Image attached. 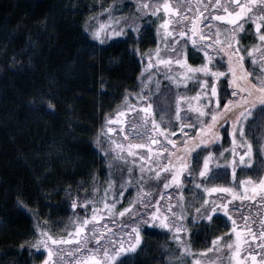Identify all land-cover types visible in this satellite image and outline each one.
Returning a JSON list of instances; mask_svg holds the SVG:
<instances>
[{
	"label": "trees",
	"instance_id": "16d2710c",
	"mask_svg": "<svg viewBox=\"0 0 264 264\" xmlns=\"http://www.w3.org/2000/svg\"><path fill=\"white\" fill-rule=\"evenodd\" d=\"M111 2L0 0V264H39L46 250L41 248L42 254L38 255L34 249H20V245L27 247L35 242L39 229H45L56 239L66 238L73 233V238L67 240L69 243L53 246L49 242V246L63 253L59 261L61 264H65V260L69 261L67 264H75V226L85 216H91L93 209L97 210L98 216H104L103 220L91 222L97 225V231H102L107 225L112 232L119 234L118 229L122 226L131 227L136 222L134 215H118L127 206L130 196L137 197V206L139 199L143 198L138 197L140 190L134 185H126L123 199L115 204L114 218L106 215L96 204V199L105 196L102 191L105 181L115 179L119 174L118 169L126 167L116 161L109 168L113 157L105 159L102 153L110 148L108 137L113 135L105 136L101 130L106 121L121 109L125 92L136 93L140 90L143 59L132 49L138 48L139 53L144 54L155 48L156 38L152 27H147L138 40L132 34V37L111 38L101 44L90 36L86 37L82 32V21L87 15L99 12V5L107 7ZM45 16L50 18L51 26L48 29L42 28L40 23ZM31 41H37L35 48L29 47ZM255 43L249 35L245 46ZM27 52H34L31 62H28ZM13 54L23 63L10 64ZM202 59L201 52L189 51V62L193 66L199 65ZM164 82L154 94L153 89L147 94L152 96L150 101L156 113L155 119L164 111V105H171L175 98L169 88L171 85L166 80ZM197 90L199 87L194 84L187 88V97L194 96ZM164 91L168 93V100L163 104V100L157 96ZM231 91L230 88L229 98ZM49 92L56 105L55 110L44 112L30 106L31 97ZM179 92L186 96L183 90ZM190 119L192 124L193 117L190 116ZM208 119L206 117L205 122ZM229 125L219 127L218 131L224 132ZM257 130L262 134L264 126ZM261 161L263 168L258 172L259 177L264 175V159ZM92 173L95 174V181L90 175ZM230 178L231 175L225 181L229 182ZM183 182L188 185L194 183L187 178V173L183 174L185 198L186 186ZM93 183L101 191L92 192ZM145 184L152 196L163 193L160 201L163 212L164 202L169 201L163 184L155 182V178L146 180ZM81 185L83 190L77 191ZM174 190L178 197L179 190L175 186ZM114 191L115 188L108 194L113 196ZM196 191L200 192L198 189ZM252 195L250 192L247 199L237 202L239 204L236 209L233 208V212L240 216H232L231 221L234 220L242 230L247 227L256 233L263 216L264 193H255V200L250 198ZM18 197L23 205L17 203ZM85 199L89 202L87 208L83 207ZM73 200L78 204L76 208L71 207ZM108 203H113L112 198ZM184 204L186 216L189 205L188 202ZM241 209L243 212H240ZM241 215L244 221H241ZM227 217L226 214L215 215L210 223H200L199 220L192 223L186 219L183 223L190 230L188 241L191 246L203 250L213 244L216 236L230 237L228 233L232 222ZM91 223L88 237L92 235ZM172 232L156 228L145 231L141 225L142 243L136 252L128 254L127 264H165L167 249L175 247L174 230ZM80 235L83 237L84 234ZM179 235L184 237L188 234ZM93 244L94 240L85 239L87 247L91 248Z\"/></svg>",
	"mask_w": 264,
	"mask_h": 264
},
{
	"label": "snow or ice",
	"instance_id": "6c2138e0",
	"mask_svg": "<svg viewBox=\"0 0 264 264\" xmlns=\"http://www.w3.org/2000/svg\"><path fill=\"white\" fill-rule=\"evenodd\" d=\"M257 4L260 6L258 11L254 8ZM69 7L71 6L69 5ZM98 7L100 8L99 12L94 15H87L82 21V32L86 37L90 36L92 39L104 44L111 38H127L125 29L135 31L129 25L128 19L123 15L119 18L114 16V4H109L107 7L99 5ZM137 8L152 16L161 11L160 4L152 5L148 0H141L137 4ZM162 8L165 14H174L173 19H169L167 15L158 17L160 20L158 30L162 29L163 36L165 38L170 37L173 45L170 52L165 53L166 58H160L161 50L159 44L146 56L140 54L138 48H133L132 51L141 55L142 59L147 60L148 69L153 68V56L156 57V63L164 66L168 71H171L172 65L178 66L180 70L173 76H170L169 79L177 86H187L190 79H195L199 90L195 92L194 96L186 97L181 95L176 98L174 113L176 121L180 122L176 129V131L181 133L179 144H177L176 139L169 138L170 136H175V133H170L168 128L161 127L157 123L149 96H145L142 93L133 94L125 92L123 98L124 110L118 111L116 115L123 117L126 112L135 113L140 118L141 125L145 129L150 128L151 133L160 136L164 143L149 136V140L146 143L126 144L127 152H125V145L115 143L111 140V137H108L110 144L114 143V148L104 149L102 155L105 159L109 156L113 157V161L108 165L109 168L113 167L116 161L122 162L126 167L118 169L119 174L115 179L109 178L105 181V187L102 189L105 197L109 191H113L115 188L112 196L113 203L109 205L107 202H103L105 214H109V210L115 208V204L120 199H123L126 185H134L140 190L137 194L138 197L143 198L139 199L138 206L136 200H130L127 206L119 211L118 215L121 217L125 213L136 217V222L131 227L122 226L118 229L119 234L112 232L107 225L103 227L102 231H97V225L91 222L103 220L104 216H98L96 209H93L91 216H85L75 226V232L77 233V243L73 253L75 264H127L129 259L128 254L136 252L138 246L142 243L141 225H143L145 231L156 226L174 230L173 239L180 242V251L187 253L189 251L187 241L182 242L181 235L179 234H190V230L184 226L183 222L188 219L192 223H196L197 220L200 223H210L218 212L229 213L228 203L221 201L218 204L216 200H209L205 197L198 204L194 203L188 209L190 214L186 217L184 214L185 204L183 203L181 194L177 203L180 212L178 216L177 212L173 211L171 194L169 193V201L164 205L162 212L160 201L163 199V193L158 196H152L145 181L155 178V182L162 183L163 188L168 189L172 185L181 184L183 174L187 173V178L193 179L196 189H203L206 193H230L232 198H235L237 193L232 187L208 186V183L215 176L219 175L220 171L217 167L216 171L213 172L210 165L215 163L218 166L219 160L224 159L225 164H231L232 177L235 179L238 164L244 165L247 163L251 166L253 162V140L249 139V133L253 134V139H255L254 133L256 129L264 126V78L253 76L252 73L248 72L245 69L243 61L245 55H249L252 56L253 62H255L253 54L260 49H264V0H243V2L242 0H225V2L215 0L210 5L201 2L191 5L177 4L175 6L169 0H163ZM182 8L183 11H181ZM209 8L216 11L210 12L208 17L205 18L204 11H207ZM201 9L204 11H201ZM245 17L253 22L256 33L255 39L259 42V48L253 44L243 46L242 49L238 32H244L242 21ZM49 19L48 16L43 18L40 22L42 28H50ZM213 22H227L228 25H232L233 27H224V39L221 40V28L211 27ZM19 26L18 24L17 27ZM202 26L208 27L209 31L213 32L215 39L203 33ZM136 29H138V25ZM133 38L138 40L139 36H134ZM181 38H183V43L181 44L180 55H176L174 59L176 45L181 43ZM189 40L192 45L199 43L203 52V62L197 66L188 63L186 53L184 52V46L187 45ZM36 46L37 41L30 42L29 47L35 48ZM225 50H227L226 67L213 62L214 57L222 59L225 55ZM25 51L27 50L25 49ZM33 54L34 52H27L28 62H31ZM9 63L15 66L16 63H23V61H18L16 55L13 54ZM222 67H224L223 71L220 70ZM261 67L264 68V64ZM143 72L144 70L142 69L141 75H143ZM201 77H204L202 82ZM221 77L224 78L223 90L225 95L223 97L220 95L217 85V81ZM149 80H151L150 74ZM229 88L232 89L231 98H229ZM51 95V92L34 95L30 98L29 104L38 111L51 112L56 107L50 98ZM202 97L203 106L195 108V111L199 114V123L187 125V128L193 131L195 135L188 136L187 132H185L186 126L181 121L180 104L181 102H185L191 108L192 101H200ZM131 100L137 101L136 107L132 106ZM205 114L209 118L208 122L200 119ZM221 121L223 122L222 124ZM107 123H111V121L107 120ZM228 124H230V131L228 128H225L224 131L231 137L230 160L224 157L223 152L217 155L211 151L214 142L221 139V133L218 131V128ZM131 127L135 129L137 127L136 123H133ZM101 131L107 136V134L116 132V128L107 127L106 131L104 129ZM257 143H260L261 149H264V143L260 141H257ZM237 146H240L241 149L239 153H237ZM133 149H147V152L141 155L138 151H133ZM195 149H199V151H195ZM153 154H155L156 159L153 158ZM261 159H264V156ZM162 173L164 174L163 176H161ZM194 174L200 178V182H196ZM90 175L93 181H95V174L92 173ZM239 184L244 185V191L239 197L241 200L249 192L253 193L250 197L253 200L256 199L255 193H264V176L259 177L258 180H253L249 176L244 180H240ZM79 190H83V185L77 191ZM127 190L131 191V188ZM97 191H101V189L97 188L96 184L93 183L92 192ZM69 194H71V189H69ZM17 203L23 205V201L19 197L17 198ZM77 206V202L73 200L71 207L76 208ZM88 206L89 202L85 199L83 207L87 208ZM170 216L173 220H178L180 222L179 225H174L169 220ZM90 223L92 235L88 237V226ZM125 227H128L127 232L124 231ZM231 231L236 235V243L234 246L228 243L226 247L229 249L235 248L232 252L234 264H245L247 257H251V264H264V258L258 260L257 253L253 251H248L246 257L241 258V230L237 229L234 220ZM246 231L252 241L258 240L257 235L252 232L251 228L246 227ZM80 234H84L83 237ZM86 238L94 240L91 248L85 245ZM259 238L264 240V225H262V229L259 232ZM222 239V236H216L212 241L213 245ZM49 242L55 246L61 243H69L70 241H64L63 237L56 239L45 229H39L35 242L27 247L20 245V249L28 251L31 248L36 250L38 255L42 254L40 252L41 248L46 249L47 255L39 264H59L63 253H59V249L54 251L53 247L49 246ZM257 247L264 250V244L262 243H257ZM83 253H88V255L85 256ZM172 264H181V261L173 259ZM193 264H201V262L200 260H194Z\"/></svg>",
	"mask_w": 264,
	"mask_h": 264
},
{
	"label": "rangeland",
	"instance_id": "374dc122",
	"mask_svg": "<svg viewBox=\"0 0 264 264\" xmlns=\"http://www.w3.org/2000/svg\"><path fill=\"white\" fill-rule=\"evenodd\" d=\"M182 1L185 2V0H181V3H182ZM195 1H197V3H201V2L203 3L204 2V0H195ZM140 2H141V0H112L111 4H114V6H115L113 14L116 18H119V17H121V15H123L125 18L128 19L129 25H131L132 28L135 30V31H129L128 29H125L127 38L132 37V34H133V36H139V38H141L144 30L147 27H149V28L152 27L151 31L153 32V35L155 36V38L157 37L156 43H155V48L159 44V47L161 50V57L160 58H162V59L166 58L165 53L170 52L169 50H171L173 45H171V42H168L167 38H165L164 36L161 35V33H163V30L162 29L158 30V27L160 24V20L158 19V17L163 16V15L160 14V12H159L158 15L156 14L155 16H152V15L150 16L148 13L138 10L137 4ZM148 2L151 3L152 5L160 4L161 8H162L163 0H156V1L150 0ZM222 2H225V0H222ZM259 7H260L259 4L254 6V8L257 11L259 10ZM220 14H222V13H220ZM249 24H253V22L247 18V20L244 24V32H238L239 37H241L245 34L246 26ZM137 25H138V29H136ZM212 26H213V28H221V33H223L224 28H222L223 26L220 25L218 22H213L211 27ZM202 32L206 33L207 35L212 36V37L214 35L213 32L209 31L208 27L202 26ZM118 38H121V37H115V39H118ZM122 38L125 39V37H122ZM182 43L183 42H181L179 45H177L176 54L173 56L174 59L176 58V55H180V48H181ZM188 45H189V43H187V45L184 46V52L186 53V56H187L188 50H191V48L188 47ZM198 45H199V43L197 45L192 46V47H195V48H193L194 52L198 51L199 49L201 50L200 46H198ZM155 48H153L151 50H147L143 54V56H146L149 52L153 51ZM258 48H259V44H258ZM193 50H191V51H193ZM253 55L255 56V62H253V58H252V56H250L252 58V63H253L252 66L253 67H252V69L249 70V72L252 73L253 76H260L261 78H264V75H261L260 72L257 71L258 64L259 65L264 64V49H260L259 51H257ZM153 61H154L153 68L148 69L147 68V60L143 59V68L142 69L144 70V72H143V75L140 76V81H139L141 83V87H140V90L138 92L133 93V94H141L142 93L145 96H149V99H151L152 98L151 94L147 95L149 93V90L153 89L152 94H154L155 91H157L158 86L161 85V83H163L165 80L167 81V83H169L171 85V86H169V88L172 89V93H173V95H175V98H173L174 100L171 103V105H169V104L164 105L165 106L164 111L161 112V115L159 117L156 116V121L161 127L168 128L170 133H175V136H170L169 138L170 139H176L177 144H179L180 138H181V133L176 131V129L179 126L180 122L176 121L175 113H174V109L176 107V98L178 96L182 95L179 92V90H183L184 95H186V97H187V92H186L187 88H191L193 84L196 86H198V85L195 84L196 83L195 79H190L187 86H183V85L177 86L175 83L172 82V80L169 79V77L176 74L180 69L176 68V65H172L171 71H168L164 66H160L156 63V57L155 56H153ZM187 61L189 62L188 59H187ZM202 62H203V59L201 60V63ZM190 65H192V64L190 63ZM162 72H163V74H162ZM149 74L151 75V80H149ZM200 79L202 82V77ZM249 79H251V77H249ZM253 82H255V81H253ZM157 98H161L163 100V104H164L165 101L168 100V93L166 91L161 92L157 96ZM201 99H203V97ZM130 103L134 107L137 106V101H135V100H131ZM166 103H167V101H166ZM200 103H202V101ZM198 106H200L198 101H192V107L191 108H189L185 102H181V104H180V107H181L180 116L182 118L181 121L186 126L185 132H187L188 136L195 135V133L193 131L191 132V130H189L187 128V125L191 124L190 116L193 117L192 124H198L199 123V120H198L199 114L195 111V108ZM202 106H200V107H202ZM120 108L121 109H119L118 111H123L124 105H122ZM137 110L139 111V109H137ZM154 113H155V111H154ZM205 118H206V116L200 117V119H204V120H205ZM109 120L111 121V123H107L103 129L106 131L107 127L116 128V132L110 133L108 135L109 136L111 134L113 135V137L111 136V140L113 142L125 145V148H124L125 152H127L126 144H128V143H131V144L146 143L149 140V136H152V137L156 138L158 141H160L161 143H164V141L161 139L160 136H156L155 133H151L150 128L145 129L140 123V118L137 117L136 114L133 112H126L123 117L115 114ZM133 123H136V125H137V127L135 129H133L131 127V125ZM228 129L230 131V125L228 126ZM246 131H247V129H246ZM221 133H222L221 139L219 141L214 142V148H212L211 151H213V153H215L217 155L220 152H223L224 157L227 158L228 160H230L231 156L229 155V150L232 148L231 137L225 131L221 132ZM191 134H193V135H191ZM254 135H255V139H253V134L249 133V139L253 140V157H252L253 162H252L251 166H249L247 163H245L244 165H239V164L237 165L236 174H235L237 176V179H233L232 173H231V164H225L224 159L219 160L218 166L215 163L213 165H210V167L213 169V172L216 171L217 167L220 169V171H219V175L215 176L214 179L208 183V186L211 187V186H213L212 184H216V185L226 184L227 186H225V187H232L236 190L237 196L235 198H232L230 193H219V192H217V193H206V192H204L203 189H198L200 192H197L196 188L194 187L193 184H190L191 185L190 186L187 183L183 182L184 186H186L185 198H184V188H183L182 183L179 185H174L176 187V189L179 190L178 197H176L177 192H175L173 185L171 187H169L168 189L163 190L165 195H168L169 193L171 194V201L173 202L172 204H175L173 207V211H176L177 215L179 216L180 212H179V209L177 207V203L179 201L178 198H180V195L182 194L183 203L188 202V205H189L188 209L191 208L193 203L198 204L202 198L206 197L209 200H216V202L218 204L221 201H225L228 203L229 213L218 212L217 214H223V215L226 214L228 216L227 218L230 222H233V220L231 221L232 216L237 215L235 218H238L240 216V214L235 212V211L233 212V208L236 209L237 204H239L237 202L243 201L239 197L244 191V185L239 184V181L244 180L249 176L252 177V179H254V180H258V178H259L258 172H260L261 171L260 169L263 168V162L261 161L260 157L264 156V149H261L260 143H257V141L264 143V131H262V134H261V132L256 129ZM108 142H109V140H108ZM109 145L111 148H114V143L110 144V142H109ZM214 149H215V151H214ZM258 149H260V150L258 151ZM240 150H241L240 146H237V153H239ZM133 151H138L141 155H144L147 152V149H133ZM169 151H171V149H169ZM195 151H199V149H195ZM153 158L156 159L155 154H153ZM190 159H191V157H190ZM229 174L231 175V178H230V181L228 182V181H225V179L228 180V178L230 176ZM182 179H183V176H182ZM194 179L196 180V182H200V178L194 176ZM189 180H193V179H189ZM190 191H193V192H190ZM214 195H216V196H214ZM247 197H249V196L248 195L245 196L244 199H247ZM111 198H112V195L107 193L106 197L104 196L101 199H96L97 200L96 204H98L102 208V210H104L103 202L108 203V200H111ZM129 198H130V200H136L137 201V197H135V196H130ZM166 199L168 201L169 197H166ZM176 199L178 200L177 202H176ZM166 203L167 202H164V205ZM115 208H117V206H115ZM115 208H111L109 210L110 212L107 215H110L109 216L110 218L115 217V215H116V209ZM188 209L186 212V217L190 214ZM240 212H243V209H241ZM229 215H231V216H229ZM128 216H130L129 213H128ZM242 218H243V215H241V221H244ZM169 220L174 225H179L178 220H173V218L171 216L169 217ZM236 227H237V225H236ZM153 228H156V229H159L162 231L165 230V231L170 232V233L173 231V230H169V229H163V228H160L158 226L153 227ZM231 229H232V227L230 228V231L228 233L230 235V237H227V236L224 237L223 236V239L221 241H217L215 245L212 244L210 246H207L203 250H197L196 248H193V246H191V243L188 241L190 234L185 235V236L183 235L184 237H181V240L183 238L185 241H187L189 251L187 253H182L180 251V242L175 241V247H173L172 249L166 248L167 251L165 254V258H166L165 264H172L173 259L180 260L181 264H193L194 260H200L201 264H226V263L227 264H234V260L232 258V252L235 250V248L233 247L232 249H229L226 247V245L228 243L233 244V246L235 245V242H234L235 238L234 237H236V235L234 236V232L231 231ZM237 229L242 230L239 227H237ZM127 231L128 230L126 229L125 232H127ZM72 235H73V233H71L66 238H63L64 241L71 240L73 238ZM141 235H142V233H141ZM184 240H182V242ZM44 250H46V249H44ZM46 255H47V250H46V252H44V254H42V259H44ZM66 261L67 260H65V264H67L69 262V261H67V262ZM59 264H61V263L59 262Z\"/></svg>",
	"mask_w": 264,
	"mask_h": 264
},
{
	"label": "flooded vegetation",
	"instance_id": "af4514ba",
	"mask_svg": "<svg viewBox=\"0 0 264 264\" xmlns=\"http://www.w3.org/2000/svg\"><path fill=\"white\" fill-rule=\"evenodd\" d=\"M148 1H150V0H148ZM153 1H156V0H153ZM169 2L173 5V6H175V5H177V4H189V5H191V4H194V3H197V1H195V0H185V2L184 1H182V3H181V0H169ZM184 2V3H183ZM215 2V0H204V4H206V5H210V4H212V3H214ZM242 2H243V0H242ZM163 10V8H161V11H160V14H162L163 16H165V15H167L168 16V18L169 19H173L174 18V14H165L164 13V11H162ZM182 11H183V9H181ZM201 11H204L203 9H201ZM212 11H216V10H214V9H211V8H209L207 11H204V16H205V18H207L208 17V15H209V13L210 12H212ZM157 15H158V13H157ZM151 16V15H150ZM246 20H247V17H245V18H243V24H245V22H246ZM174 23H175V21H174ZM220 25H222L221 27L222 28H224L225 26L226 27H228V28H231V27H233L232 25H228L227 24V22H218ZM213 27V26H212ZM161 35L163 36V33H161ZM249 35H251V37L254 39V41L256 42L255 43V45H257V47H258V44H259V42H258V40L257 39H255V37H256V33H255V30H254V26H253V24H249V25H247L246 26V32H245V34L243 35V36H241V37H239V39H240V43H241V46H242V49H243V45L245 46V41H246V39H248L249 38ZM157 38V37H156ZM164 38V37H163ZM215 37H214V35H213V39H214ZM221 40H223L224 39V36H223V33H221ZM165 39V38H164ZM168 39V42H171V38L169 37V38H167ZM166 39V40H167ZM181 42H183V38H181ZM188 43H189V45H188V47H190L191 48V50H193V48H195V47H192V46H194V45H192L191 44V42H190V40L188 41ZM180 43H178L177 45H179ZM171 45H172V43H171ZM177 45H176V47H177ZM199 46V45H198ZM172 49V48H171ZM170 51V50H169ZM189 51L190 50H188V52H187V56H186V58L189 60ZM226 51L227 50H225V55H224V57L222 58V59H220V58H216V57H214V63H219V64H221V65H224L225 67H226V65H227V56H226ZM199 52H201L202 54H203V52H202V50H198V51H196L195 53H199ZM249 57V58H248ZM248 57H244V61H243V63H244V66H245V69L249 72V70L250 69H252V58L250 57V56H248ZM189 64H190V62H188ZM248 64H249V67H248ZM176 68H179L178 66H176ZM220 70H224V67H222ZM257 71L258 72H260V74H262V75H264V68H262L261 67V65H259L258 64V68H257ZM204 79V77H202V80ZM223 77H221L220 78V80L219 81H217V85H218V88H219V90H220V95L223 97L224 95H225V93H224V90H223V85L221 84V82H223ZM230 89V88H229ZM199 102V104H200V106H202L203 105V102H202V104L200 103L201 102V100L200 101H198ZM205 116L207 117V115L205 114ZM182 119V118H181ZM263 216H262V218L260 219V221L258 222L259 223V228L257 229V231H261V229H262V224H264V205H263ZM224 213V212H223ZM216 215H219V214H216ZM223 215V214H222ZM256 231V235H257V237H258V240L257 241H252L250 238H249V235H248V233H247V231H246V229L244 230H241V241H242V244H241V258H244V257H246V255H247V252L248 251H253L254 253H257V259L259 260V259H261V258H264V250H262L260 247H257V243H262V244H264V240H262V239H260L259 238V233ZM234 236H235V233H234ZM235 238V240H234V242L236 243V237H234ZM226 263V262H225ZM227 264V263H226ZM245 264H251V257H247V259H246V261H245Z\"/></svg>",
	"mask_w": 264,
	"mask_h": 264
}]
</instances>
